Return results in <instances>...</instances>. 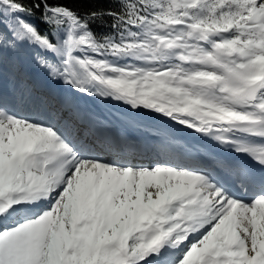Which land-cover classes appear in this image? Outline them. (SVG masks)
I'll use <instances>...</instances> for the list:
<instances>
[{"label": "snow or ice", "instance_id": "obj_1", "mask_svg": "<svg viewBox=\"0 0 264 264\" xmlns=\"http://www.w3.org/2000/svg\"><path fill=\"white\" fill-rule=\"evenodd\" d=\"M107 2L0 0V53L36 48L50 77L235 156L171 125L141 143L0 96V264H264V0Z\"/></svg>", "mask_w": 264, "mask_h": 264}, {"label": "bare ground", "instance_id": "obj_2", "mask_svg": "<svg viewBox=\"0 0 264 264\" xmlns=\"http://www.w3.org/2000/svg\"><path fill=\"white\" fill-rule=\"evenodd\" d=\"M52 83H54V87H56V80H52ZM76 89H74L73 91H75ZM71 92L68 96V100L67 102L70 104H74V102H77L76 104H78L79 108H82V111H85V108L87 107L86 104H84L81 100L83 99V95L81 92H78L77 90L75 92ZM76 95H75V94ZM73 96V99L69 100L71 97ZM108 101H105V105H107ZM87 109H90V106L87 107ZM21 110V109H20ZM143 110V109H142ZM25 111V110H24ZM114 117L116 118V115L113 113ZM145 116H147V120H148V114H144ZM145 119V117H144ZM158 124L163 125V127H167L166 125H164L162 122H158ZM169 125H171V130L173 132H175V134L177 135L178 138H191V139H197L201 142L199 135H201L200 133L194 132V130L192 129H188L182 125L179 124H174L173 122L171 123V121H169ZM149 128L144 124L143 130H148ZM205 140H203L205 142V144H202L203 146L207 145V150L213 152L214 151V146L219 144V142L214 141V140H210L209 138L204 137ZM193 140H185L188 142H193ZM202 143V142H201Z\"/></svg>", "mask_w": 264, "mask_h": 264}, {"label": "trees", "instance_id": "obj_3", "mask_svg": "<svg viewBox=\"0 0 264 264\" xmlns=\"http://www.w3.org/2000/svg\"><path fill=\"white\" fill-rule=\"evenodd\" d=\"M68 6L78 9L81 12L86 11L92 8H109L113 5L107 2V0H67ZM37 23V26L42 28L41 30H47L48 26L44 24L39 19V13H37V17L34 19ZM93 29L99 33L109 31V29L105 28L103 24L96 22L93 24Z\"/></svg>", "mask_w": 264, "mask_h": 264}, {"label": "rangeland", "instance_id": "obj_4", "mask_svg": "<svg viewBox=\"0 0 264 264\" xmlns=\"http://www.w3.org/2000/svg\"><path fill=\"white\" fill-rule=\"evenodd\" d=\"M24 47H27V45H23ZM0 60H9V58H8V51H5L2 55H0ZM24 86H26L25 84H24ZM64 87L65 88H67V87H69V88H72L70 85H67V86H65L64 85ZM76 91V90H75ZM75 91H73V92H75ZM75 94V93H74ZM76 95V94H75ZM71 99H73V96L69 99V100H71ZM83 102V101H82ZM84 103V102H83ZM85 104V103H84ZM110 106H112V107H114V108H118V106L120 107V106H123V107H125V108H127V109H129V110H131L127 105H124L123 103H121V102H117V101H115V100H112L111 99V101H110ZM142 110V109H141ZM132 111V110H131ZM152 115H154V114H152ZM145 120L147 121V116H145ZM172 123V122H171ZM146 125V124H145ZM147 126V125H146ZM162 126V125H161ZM148 127V126H147Z\"/></svg>", "mask_w": 264, "mask_h": 264}]
</instances>
